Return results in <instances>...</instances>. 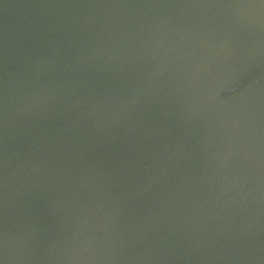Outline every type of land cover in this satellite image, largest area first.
I'll return each instance as SVG.
<instances>
[{
	"label": "water",
	"instance_id": "1",
	"mask_svg": "<svg viewBox=\"0 0 264 264\" xmlns=\"http://www.w3.org/2000/svg\"><path fill=\"white\" fill-rule=\"evenodd\" d=\"M0 264H264V0H0Z\"/></svg>",
	"mask_w": 264,
	"mask_h": 264
}]
</instances>
